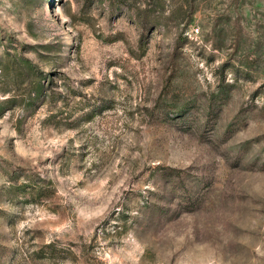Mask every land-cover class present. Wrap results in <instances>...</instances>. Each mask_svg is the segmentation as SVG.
<instances>
[{
	"label": "rangeland",
	"instance_id": "obj_1",
	"mask_svg": "<svg viewBox=\"0 0 264 264\" xmlns=\"http://www.w3.org/2000/svg\"><path fill=\"white\" fill-rule=\"evenodd\" d=\"M0 264H264V0H0Z\"/></svg>",
	"mask_w": 264,
	"mask_h": 264
}]
</instances>
